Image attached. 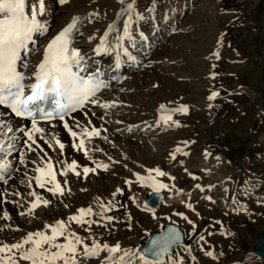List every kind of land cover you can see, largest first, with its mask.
Returning <instances> with one entry per match:
<instances>
[{
  "label": "bare ground",
  "instance_id": "bare-ground-1",
  "mask_svg": "<svg viewBox=\"0 0 264 264\" xmlns=\"http://www.w3.org/2000/svg\"><path fill=\"white\" fill-rule=\"evenodd\" d=\"M195 1L198 0H155V10L149 11V9L152 8V0H136V9L140 16H142V19H136L135 16L133 17L131 26L132 39H124L123 47L128 50V54H124L122 50L117 47V44L120 43L117 37L123 35V21L127 19V15L117 20L118 11L122 8L118 0H70L68 6L62 10L61 20L58 19L57 15L55 16L56 12L54 14L52 0H46V12L43 16L39 17V19L46 24L47 31L42 34H34L33 39L35 43H29L30 51L28 55L25 56L23 52L21 53V60L18 65L19 70L24 72L26 76L31 77L36 65L43 58V51L48 42L66 27L73 17L86 16L87 19L80 25L78 32L74 35L72 46L78 48L81 55L84 57L82 61L84 71L82 72H92L100 69L108 87L104 88L97 97L93 98L98 99L99 103H88L86 109L75 113L71 117L64 119V121L38 124L39 127L44 129V140L39 139V134H37V143L40 145V148L35 152L29 151L25 144L27 137L23 132L16 131V129H30L31 122L24 119L13 118L4 109L0 108V120L10 122L14 129V133H10L9 135L14 134L18 138L16 141V148L10 155L5 156L0 154V159L11 163V169L9 170L10 176L8 173H5V178L8 180V183L4 184L3 181H0V198H4V196L1 197V195H5L7 200V203H3L0 199V216L3 215L4 210H7L11 216L10 220L0 219V241L4 243H13L21 240L28 232L49 231L45 227L46 225L55 224L60 220L68 222V217L78 214V209L80 208L91 207L94 213L101 212L102 209L100 205L103 204L109 208L108 211H104L103 218L93 215L88 217V219L94 220L98 218L106 220L108 216H113L112 207L118 196L126 194L130 190L131 193L129 192L128 195L132 198H136L135 191H142L146 188H149V192H156L155 188L151 186V180L148 179L151 175L160 183L168 185L167 188H161L159 190L165 192V200L163 205H161V207L163 206L161 208V214L168 217L171 213L170 206L172 204H179L182 206L191 204L192 208L188 209H190V213H192L187 216L191 221L194 219V212H196L195 215L198 217L204 216L205 214H202V211L207 213V206L211 207L210 212H208L209 217L210 213L211 215L216 213L221 215V217L213 216L212 218L210 217V219L203 218L200 226H198V228L202 230L208 228L210 225L209 220L213 219L219 221L221 228L217 231L218 234L216 237L214 236L215 239L212 237L215 240L212 246L219 243L221 248L222 244H229V236H231L232 239L234 233L230 228L225 226L226 221L227 219L237 216V213L243 216L250 215L251 223L255 224L251 230H245L244 234L246 236L244 237V242L238 243L237 240H235L236 237L234 238L235 241L231 243L235 244V251L232 254L229 253L230 255H228L224 249H222L224 250L222 251L216 246L212 249H206L203 246L198 248L195 247L194 244L192 245L188 242V244L185 243L186 245L178 246L174 249L173 258H176V253H179V256L184 259V264H264L263 261L254 254V250L250 249L251 245L255 243L256 228L259 227L258 225L262 223V221L264 222V215L260 217L252 215L256 213L255 209L257 210L259 206H264V197H260L256 194L258 202L255 203V205L257 204L258 206H252L250 209L245 207L242 198L248 199L251 195H253L254 198V188L249 187L247 185L249 183L244 186L237 185L236 181L233 180V174L236 173V171L230 168V161L217 154L214 156L211 155L212 153H210V156L207 155L208 153L206 154L204 152L203 146L200 147L201 149L198 153H194L190 157L188 148L191 143L186 141L187 143L185 144V141L182 140L186 137L184 129L189 128L190 125L187 124V126L186 124H182V116L175 117L174 114L176 111H172L175 109L172 105L177 106V108L180 107L177 105L176 101L179 96L183 94L185 85L189 84L188 86H190V81L189 83H180L171 77L153 76L151 78V84L153 86L159 85V87L158 89L153 88L152 93H149L150 100L128 103L123 99V97L125 98L128 96L127 94H134V89L137 86L134 82L140 77L139 70H141L144 65L156 63V59L149 57V54L156 46L161 48L171 41H169V39L173 38L175 41L178 37H180L179 39L182 41L189 42V40L186 39L188 37L187 34L190 32V27H192L190 26L191 23L188 22L187 25L189 26H186L184 25L185 23H181V20L183 16L190 14L196 7V5H194ZM236 6L238 7V5H235V7ZM238 8L234 10H231L228 6L222 8L220 11L221 18L225 20L226 18L224 17H229L227 19L230 20L226 23L234 21L236 18H239V16H242ZM27 10L28 9H26V11ZM90 13H97L98 15L89 18ZM113 23L116 25V31L110 33L108 37L113 50L97 53L95 49L100 43V38L107 30L108 25ZM227 35L228 31L225 28L223 29V34L220 39V48L222 49L220 57L231 62V65H235L234 67H241V58L236 53H230L231 42L230 38H228L230 36ZM200 40L204 41V36H201ZM248 54L252 56V53ZM250 61L249 59V62ZM25 62L28 64L27 69L22 66ZM117 63H119V67L122 68V75L120 77L117 76L119 69ZM154 68L156 69V66ZM184 76L186 78L188 77L185 73ZM121 77H126L125 83H120ZM27 80L32 82L34 81V77ZM192 82L191 80V83ZM234 92L236 91L234 90ZM237 95L239 97L245 96L250 99L248 103L250 110L257 107L258 96L252 89L243 86ZM202 99L203 98L200 97L192 101L189 98L188 104H191V107L203 106L205 108H202V111L205 110V112L197 115L195 119H197L199 124L208 126L209 122L216 118V111L219 105L215 100H209L208 97L205 98V100ZM104 103L113 104L114 106L105 109L100 106V104ZM160 105L168 107L167 111H162ZM164 112L166 114H162ZM169 113L172 116V121L165 124L160 118L162 115H167ZM248 113L250 112L248 111ZM246 116H248V114H246ZM248 118L249 117L243 120L248 121ZM259 118L263 121L264 111L261 112ZM65 121L68 123L69 127L77 133H80L84 128L91 130L95 127L100 130V136L98 137H92L90 139L82 137L86 141L85 147L88 150L87 156L84 154V151L77 150L72 146L73 143L78 144L79 139H74L67 129L64 128L63 125ZM89 121H91V123H89ZM58 123H61L62 128ZM77 124H79V127ZM52 136H55L64 143L65 148L63 152L57 149L58 145H56L54 141H52V146L50 148L49 145L45 143V140H51ZM258 138L264 142V132H259ZM53 146L54 148H52ZM32 147L36 148V145ZM177 147H180L182 152L175 153L176 158L172 159V154ZM40 149H43V152H41ZM14 151L24 156V163L19 162V156L14 155ZM44 153H47V156L44 157L42 161L41 156H43ZM184 153H187V155ZM263 155H260L257 159V162L262 165L264 163ZM49 158L56 172L57 180L65 189L63 195H50V192L47 191V187H51V185H47L44 189H38V185L33 179L37 175L34 169L43 167L45 161ZM72 161H76V163L79 164L77 171H79L81 175L76 176L70 171L67 175H61V173L65 171L67 164H70ZM175 163H177L176 166L174 165ZM98 164L101 165V167H97ZM248 164V160H244L241 163L242 171H240V174H245ZM103 165H107V169H105ZM84 167L95 169V171L85 175L83 173ZM157 168L167 173V175L156 177L154 171L150 172V170ZM179 168L183 175L180 179L175 174ZM12 174H15L17 184L19 182H24V187L21 190H17L21 191L20 195H15L10 192L12 191V181L10 180ZM136 174L144 177V182H139ZM170 177H174L175 179H170ZM193 177H195V179ZM253 178L252 176L250 179L253 180ZM203 179H207L208 182L206 184L202 183ZM245 180L248 182L247 179ZM64 181H67L66 185ZM192 181L195 183L192 184ZM29 183L31 187H29ZM196 185H200V188H197ZM201 188L203 191H201ZM117 189L120 191L117 192ZM33 191L39 194L43 199L48 200L49 204L47 206L41 205L32 215L21 216L20 213H26L31 206V202L35 199L29 195V193ZM205 197H210L211 199H206ZM141 202H143V199H141ZM247 203L245 202V204ZM202 204H206L207 206L205 210L201 211L197 205ZM137 214L139 213L137 212ZM136 216L137 219L143 218L142 215ZM69 223V231L76 228L77 224ZM138 223L139 225L141 224L140 220L137 221V229ZM213 229L217 230L216 226H213ZM135 238L137 237H134V239ZM86 241H84V243L88 245L93 243ZM57 242L63 243L64 240L61 237ZM133 244L129 243V246L126 245L121 248L128 250ZM203 248H205V252L211 251L214 258H212V256L200 254ZM134 253L133 255L130 253V257H126L125 259L127 260L130 258L133 264H142L138 258L139 254L137 253L134 255ZM122 254L123 253H121V255ZM103 256L104 253L101 254V257ZM193 256L196 258L195 260L192 259ZM23 264H28V262L24 261ZM87 264H99V260L92 259L87 261ZM164 264H170L169 258L164 261Z\"/></svg>",
  "mask_w": 264,
  "mask_h": 264
},
{
  "label": "rangeland",
  "instance_id": "rangeland-1",
  "mask_svg": "<svg viewBox=\"0 0 264 264\" xmlns=\"http://www.w3.org/2000/svg\"><path fill=\"white\" fill-rule=\"evenodd\" d=\"M69 2L70 0L68 3ZM68 3L60 4L59 0H52L54 14L56 12L55 16L57 15L59 20L62 19V10L68 6ZM194 5H196V7L193 11L190 14L183 16L181 20V23H185L184 25L186 26H189L187 25L188 22L191 23L190 26L192 27H190V32L187 34L188 37L186 39L189 40V42L182 41L179 39L180 37H178L175 41L173 38V40L169 39V41H171L161 48L156 46L149 54L150 58L157 60L156 63L154 62V64L144 65V67L139 70L140 77L134 82V84L137 85L134 89V94H127L128 96L125 98L123 97V99L128 103L136 101L145 102L150 100L149 93H152L153 88L158 89L159 87V85L153 86L151 84V78L153 76L171 77L180 83H189L190 81V86H188L189 84L185 85L183 94L179 96L177 101L175 100L177 105L188 107V115L187 113L185 115L183 112L174 111L175 117L182 116V124L190 125L189 128L184 129L186 137L182 139L185 142L188 141L191 143L188 148L190 157L194 153H198L201 149L200 147L203 146L204 152L206 154L208 153L207 155L210 156V153H212V156L217 154L224 157V159H228L231 163L230 168H233L232 170L236 171V173L233 174V180L236 181L237 185L244 186L249 183L247 185L254 188L255 199L253 198V195L249 196L248 199L242 198L243 205L248 209L252 206L257 207L258 205H255V203L258 202L256 194L260 197H264V163L262 165L257 162L260 155L264 154V142L258 138L259 132H264V119L261 121L259 118L261 112L264 111V0H198L195 1ZM235 5H238L239 8L237 6L235 7ZM226 6L230 7L231 10L238 8L239 13L242 16H239V18H236L232 22L226 23L230 20L227 19L229 17L223 16L226 18L223 20L220 14L222 8ZM119 12L120 10L118 13ZM225 28L228 31L227 36H230L228 37L231 42L230 53H236L241 58V67H234L235 65H231V62L220 57L222 51L220 48V39L223 34V29ZM201 36H204V41L200 40ZM215 53L219 54V59H217ZM248 53H252V56ZM249 59L251 60L250 62ZM155 66L157 70L154 68ZM184 73L187 74V78L184 76ZM191 80L193 81L192 83ZM124 81L126 82V79ZM241 86L248 87L256 92V95L258 96H256V108L250 110L248 107L250 99L245 96L239 97L237 95L242 88ZM234 90L237 93L234 92ZM209 92L219 93L216 99H214L220 106L217 107L218 109L216 111V118L218 119L215 118L209 122L208 126H203L199 124L195 118L197 115L205 112V110L202 111V108L204 107H191V104H188V101L189 98L193 101V99H198L200 97L203 98L202 100H205V98L211 94ZM188 105L190 106V109ZM172 107L177 109V106L175 105H172ZM248 111L250 113H248ZM246 114H248V116H246ZM247 117H249L248 121H244L243 119ZM58 124H60V127L62 128L61 123ZM52 148H54V146ZM57 149L61 151L59 147ZM14 155H18V158L20 159L22 154H17L15 152ZM244 160H248L249 164L245 174H240V171H242L241 163ZM77 165L79 167V164ZM174 165L176 166L177 163ZM175 174L179 179L183 176L180 168ZM252 176L254 177L253 180L250 179ZM245 179H247L248 182H246ZM10 180L12 181V191L10 192L15 195L19 193L18 195H20L21 191L17 190H21L24 187V182H19L17 184L15 174L11 175ZM202 181L201 182L204 184L208 182L207 179H203ZM241 181L245 182L242 183ZM194 183L195 182L192 181V184ZM38 189L40 188L38 187ZM148 189L149 188L142 191H135L136 198H132L128 195L130 190L128 193L118 196L112 207L113 216L111 217H113V219L111 222L107 219L95 218L94 221H97V223L92 224L90 230L85 231V228L88 227L87 225H77L75 229H71L70 231L76 232L77 235L84 238V241L87 240L86 242L95 241L101 244L107 243L110 246L121 244V247L126 245L129 246V243H134V247L132 246L128 250L131 255H133L134 252V255H136L138 253L137 250L139 249V244L144 238L152 232H159L166 224L173 223L179 226L184 232L186 244L189 242L192 245L194 244L195 247L201 248L203 246L206 249H212L216 246L220 250L224 249L226 253L230 255L229 253L232 254L235 251V244H232L231 242H234L235 240H237L238 243L244 242V237L246 236L244 234L245 230H251L252 227L255 226L254 223V225L251 223L250 215H244V217L237 213V216L227 219L225 225L233 231V240L231 239V236H229V244H222L221 248L219 243L212 246V243L215 241L214 236L216 237L218 234L217 231L221 228L219 223L211 219L209 220L210 225L208 228L200 230L198 226H200L203 218L210 219V217L212 218L213 216L221 217L220 214L216 213L211 215L210 213L209 217L208 212H210L211 207H208L206 204H202L203 206L197 205L201 211L205 210L207 206V213L202 211V214L205 215L198 217L195 215L196 212H194L193 223L196 225V228L193 229L192 225L188 224L186 220L182 219L183 216L179 215L180 213H183V215L189 216L192 213H190L191 210L185 205L172 204L170 206L171 213L168 217L161 214V208L163 206L154 210H147L145 199L150 193H153L149 192ZM50 195H52L51 192ZM3 196L4 198H0L1 201L7 203L5 195H1V197ZM141 199H143V202H141ZM245 202L248 203L245 204ZM257 210L255 209L256 213L252 216L260 217L264 215V206H259ZM137 212L139 214H137ZM136 215H142L143 218L137 219ZM138 220H140L141 224L139 225L138 223L137 229ZM260 224L258 225L259 227L256 228L255 243L251 245V250H254L260 235L264 232V222L262 221ZM213 226H216L217 230L213 229ZM201 236L204 237L203 240L200 239ZM134 237L137 238L134 239ZM205 248L200 251V254H205ZM212 258H214V255ZM23 262L24 261H21L20 264H23Z\"/></svg>",
  "mask_w": 264,
  "mask_h": 264
},
{
  "label": "snow or ice",
  "instance_id": "snow-or-ice-1",
  "mask_svg": "<svg viewBox=\"0 0 264 264\" xmlns=\"http://www.w3.org/2000/svg\"><path fill=\"white\" fill-rule=\"evenodd\" d=\"M118 2L122 5V8L117 14V20L125 15H127V19L123 21V35L117 37V40L120 41L117 47L124 54H128V50L123 47V41L125 38L132 39L131 26L133 17L142 19V16L137 12L136 0H118ZM59 3L66 4L68 0H59ZM26 9L28 10L26 11ZM154 10L155 0H152V8L149 11ZM45 12L46 0H0V105L9 108L16 117H24L31 120L30 129H16V131L23 132L27 137L25 144L33 152L40 148V145L37 143V134H39V139L44 140V129L39 127L37 116H39L40 120L45 121H50L54 118L64 121L66 115L82 109L87 103H99V100L93 99V97H97V93L108 87V84L104 80L99 79L101 75L99 72L88 76L87 79L80 75V72L84 71L82 65L84 57L78 48L72 46L74 33L78 32L79 26L84 19L80 16L73 17L71 22L48 42L43 51V58L36 65L31 77L17 70L18 61L21 60V53L23 52L27 56L30 51L29 43H35L33 39L34 34H42L47 31L46 24L39 19ZM97 15V13H90L89 18ZM114 31H116L115 23L108 25L107 30L100 38L99 45L95 49L97 53L113 50L108 37ZM215 55L219 59V54L215 53ZM22 66L27 69V62ZM74 67L77 71H73ZM117 67H119V63H117ZM33 77L35 82L25 85L24 81ZM26 88L30 89V94L26 95ZM218 95V92H212L208 96V99L214 100ZM50 96L54 98V108L53 111H46L41 107L39 102L47 100ZM60 98H63L65 102L61 103ZM100 106L107 109L114 105L104 103L100 104ZM160 109L167 111L165 105H160ZM172 111L187 113L188 108L182 105ZM160 119L167 124L169 121H172V116L169 113L162 115ZM63 126L74 139H79V143H73L72 146L77 150L84 151V154L87 156L86 141L82 137L89 139L98 137L100 136V130L95 127L91 130L84 128L80 133H77L69 127L66 121ZM77 126L79 127V124ZM10 133H14L12 124L0 120V154L10 155L16 148L18 138L14 134L9 135ZM52 141L63 152L65 145L55 136H52L51 140H45V143L51 147ZM33 145H36V148H33ZM40 151L43 152V149H40ZM177 152H182V149L177 147L172 154V159L176 158L175 153ZM184 154L187 155V153ZM46 156L47 153H44L41 156V160L43 161ZM20 162L24 163L23 155L20 157ZM77 167L76 161H72L70 164H67L65 171L61 175H67L70 171L76 176H80L81 173L77 171ZM97 167H101V165L98 164ZM103 167L107 169L108 166L103 165ZM10 169L11 163L0 159V181H3L4 184L8 183L5 173H8L10 176ZM34 171L37 175L33 179L39 188L44 189L47 185H51V187H47V191L53 195L64 194L65 189L57 180L50 158L45 161L43 167H37ZM93 171L95 169L83 168L85 175ZM152 171L155 172L156 177L167 175V173L161 171L159 168L150 170V172ZM136 175L139 182H144V177L139 176V174ZM193 178L195 179V177ZM148 179L151 180V186L156 191L168 187V185L160 183L151 175ZM170 179L175 178L170 177ZM64 184L66 185L67 181H64ZM29 187H31L30 183ZM196 187L200 188V185H196ZM119 191L117 189V192ZM201 191H203L202 188ZM29 195L35 199L31 202V206L26 213H20L21 216L32 215L41 205L47 206L49 204L48 200L43 199L34 191L30 192ZM205 198L211 199L210 197ZM186 206L192 208L191 204ZM100 207L102 211L95 213L91 207L80 208L78 209V214L68 217V222L60 220L55 224L46 225L45 227L49 231L28 232L21 240L13 243L0 241V264H20L21 261H26L28 264H87V261L92 259H98L99 264H133L130 258L125 259L126 257H130V252L122 249L119 244L110 246L106 243L101 244L94 241L91 245H88L84 243V238L77 235L76 232L69 231V222L81 226L87 225L88 227L85 228V231L90 230L91 225L97 223V221L88 219V217L97 215L103 218L104 211L109 210L103 204ZM179 215L183 216V219L192 225L193 229L196 228V225L187 216H184L183 213ZM0 219L10 220L11 216L7 210H4ZM112 219L113 217L111 216L107 217L109 222ZM61 237L64 242H57ZM200 239L203 240L204 237L201 236ZM180 241V233L173 228H169L166 235L152 240L150 247L145 248L143 251L138 249V258L142 264H164L163 258L165 255H168L170 264H184V259L179 256V253H176V258H173L170 254L173 246H179ZM102 253H104L103 257H101ZM121 253L123 254L121 255ZM205 255L211 257L213 253L208 251L205 252ZM149 257H153L154 259H149ZM192 259L195 260L196 258L193 256Z\"/></svg>",
  "mask_w": 264,
  "mask_h": 264
},
{
  "label": "water",
  "instance_id": "water-1",
  "mask_svg": "<svg viewBox=\"0 0 264 264\" xmlns=\"http://www.w3.org/2000/svg\"><path fill=\"white\" fill-rule=\"evenodd\" d=\"M163 199H164V193L163 192H160V191L159 192H155V193L151 194L146 199V204H147V206L149 208L155 209V208H158L162 204ZM169 228H173L177 232L180 233L181 241H180L179 245H183V244L186 243L183 231L175 224H167L162 229L161 232L151 233L146 239H144L140 243V251H143L145 248L150 247L152 240H155L158 237L166 235ZM175 247L176 246H173V248L170 250V254L173 253ZM254 253L264 261V232L262 233V235L259 238L258 244L256 245V247L254 249ZM167 257H168V255H165L163 260H165ZM149 259H154V258L153 257H149Z\"/></svg>",
  "mask_w": 264,
  "mask_h": 264
}]
</instances>
